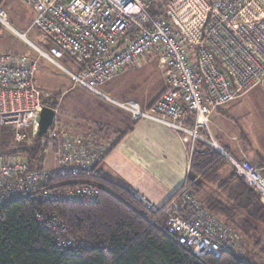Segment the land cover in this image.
<instances>
[{
    "label": "built area",
    "instance_id": "obj_1",
    "mask_svg": "<svg viewBox=\"0 0 264 264\" xmlns=\"http://www.w3.org/2000/svg\"><path fill=\"white\" fill-rule=\"evenodd\" d=\"M31 4V26L43 34L48 50L39 51L62 68L73 83L129 114L133 121H160L189 145H209L230 161L234 172L264 198V174L247 160H236L210 138L209 118L218 107L251 88L264 85V0H187L175 9L151 13L159 0H23ZM198 1V2H197ZM197 2V4H196ZM185 4V5H184ZM196 4V5H195ZM0 22L9 26L0 7ZM145 55L156 57L164 71V90L148 108L134 99L117 100L103 86ZM72 58L75 69L58 61ZM37 58L0 54V203L32 195L41 200L95 202L99 185L91 181L54 184L48 169V146L37 166L17 154L3 156L1 136L33 143L48 92L34 83ZM50 107V106H49ZM51 125L44 135L56 154L58 175H99L102 147L78 138L67 126ZM147 214L163 212L167 231L193 253L215 256L232 250L231 233L220 219L197 200L185 181L162 205L156 206L133 192ZM36 218L43 220L41 214ZM57 226L58 219L47 220ZM154 217L150 218V222ZM234 240V238H233ZM82 239L62 238L60 247L76 251ZM73 245V246H72Z\"/></svg>",
    "mask_w": 264,
    "mask_h": 264
},
{
    "label": "trees",
    "instance_id": "obj_2",
    "mask_svg": "<svg viewBox=\"0 0 264 264\" xmlns=\"http://www.w3.org/2000/svg\"><path fill=\"white\" fill-rule=\"evenodd\" d=\"M163 2L159 0L152 5L153 15L161 13ZM52 99L50 96L44 102L53 108ZM48 144L45 136H36L32 144L26 145L15 142L10 133H3L1 153L5 157L20 155L34 168ZM226 165H230L231 172L222 178L220 171ZM186 180H191L188 188L195 195L204 184L216 185L232 206L214 197H208L203 205L228 228L236 222L233 207L246 210L248 217L234 227L248 238H255V244L259 242L256 224H264V198L236 175L228 158L197 141ZM83 181L99 185L97 201L41 200L25 195L0 203V264H254L233 250H223L217 256L209 252L193 253L167 231L164 213L148 215L133 192L105 176L68 173L54 176L51 183L65 185ZM37 213L43 217L42 221L36 218ZM52 216L58 219L57 226L47 221ZM61 237L81 238L83 242L73 251L71 247L58 245Z\"/></svg>",
    "mask_w": 264,
    "mask_h": 264
},
{
    "label": "crops",
    "instance_id": "obj_3",
    "mask_svg": "<svg viewBox=\"0 0 264 264\" xmlns=\"http://www.w3.org/2000/svg\"><path fill=\"white\" fill-rule=\"evenodd\" d=\"M162 69L159 94L164 90ZM132 71L118 75L102 88L117 100L134 99L142 108H148L159 94L147 100L125 94L127 88H120L122 81L129 83L128 88L134 85L130 80ZM259 87L264 86H255L238 99L216 108L210 115L209 129L210 138L232 158L247 160L264 173V101L261 98V103L256 105L251 95ZM76 89L79 90L74 93L73 108L65 109L74 116L66 120L79 126L77 131L73 130L78 138L87 140L90 136L91 142L102 147L99 175L121 183L156 206L162 205L188 179L189 145L174 129L160 121L148 118L133 121L121 109L81 87ZM56 115L55 111L54 118ZM115 136L120 139L109 147ZM53 148L54 144L52 147L48 144L45 165L58 175L59 165Z\"/></svg>",
    "mask_w": 264,
    "mask_h": 264
},
{
    "label": "rangeland",
    "instance_id": "obj_4",
    "mask_svg": "<svg viewBox=\"0 0 264 264\" xmlns=\"http://www.w3.org/2000/svg\"><path fill=\"white\" fill-rule=\"evenodd\" d=\"M169 1L172 3V9H175V7H178L183 2L187 4V0H164V5L166 3L170 4ZM0 7L7 13V22L9 24V26H6L0 22V54L26 55L34 59L37 58L34 83L38 89L42 90L43 92H48L53 98L52 100L55 101V104H53V109L56 111L57 115L55 118H53L52 126L55 127V125H57L58 128L60 126H67L72 133L74 132V129L77 131L79 126H75L71 121H67L68 119L72 120L74 115H72V113L71 115L68 114V112L66 113V110L73 108L72 99L74 101V93L79 90L76 89L79 86L73 83L70 76L62 68L49 61L46 57L38 56L39 51L37 50V47L42 50H48L49 43L43 34L31 26L34 14L31 4L23 0H0ZM163 11H165L164 6ZM58 61L61 65L65 66L71 71L75 69L72 58L64 56ZM140 64L142 65L140 66ZM160 69L161 65L156 57L153 55H145L135 64L124 68L118 74L123 76V74L128 70H133L132 74L130 75V80L134 85L128 88L127 84L129 85V83L127 81H122L120 88H127V92L125 91L123 93H131L132 96L136 98L147 100L154 99L160 91ZM118 75H116L114 78H116ZM255 90L257 92L254 91L251 94L252 102L258 105L261 103V98L264 101V87H259ZM76 97L79 98L80 96ZM45 103L48 104L47 102ZM69 125L71 126L69 127ZM117 137H114V140H112L111 144H109V147L113 145L112 143ZM87 138V140L86 138H81V140H84L85 142H91L90 140L92 138L90 136H87ZM92 142L93 144L95 143L94 141ZM54 144L56 145V143ZM216 144L218 145V143ZM230 170V165H226L220 171L221 177L227 178L231 172ZM186 181H188V186L191 185V180ZM196 195L197 200L202 204L208 197H214L222 200L224 203L229 204V206H232V204L218 192L216 185L204 184L201 192ZM233 209L235 210L236 222L233 221V225L230 227V232L234 233V240L233 238L231 240V249L234 252H237L239 256L249 259L254 264H264V224L255 223L259 238V242L255 244V238H248V236L243 235L240 230H237V227H234L237 222L241 221V219L248 217L246 210L235 206Z\"/></svg>",
    "mask_w": 264,
    "mask_h": 264
},
{
    "label": "water",
    "instance_id": "obj_5",
    "mask_svg": "<svg viewBox=\"0 0 264 264\" xmlns=\"http://www.w3.org/2000/svg\"><path fill=\"white\" fill-rule=\"evenodd\" d=\"M55 115V110L52 107L44 106L41 110L39 121H38V132L37 137H43L48 127L51 125Z\"/></svg>",
    "mask_w": 264,
    "mask_h": 264
}]
</instances>
